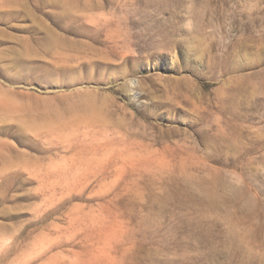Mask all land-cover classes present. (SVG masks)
I'll return each mask as SVG.
<instances>
[{
    "label": "rangeland",
    "instance_id": "rangeland-1",
    "mask_svg": "<svg viewBox=\"0 0 264 264\" xmlns=\"http://www.w3.org/2000/svg\"><path fill=\"white\" fill-rule=\"evenodd\" d=\"M0 264H264V0H0Z\"/></svg>",
    "mask_w": 264,
    "mask_h": 264
}]
</instances>
